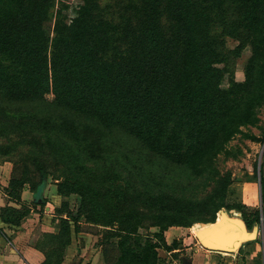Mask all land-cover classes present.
I'll use <instances>...</instances> for the list:
<instances>
[{
  "label": "trees",
  "instance_id": "16d2710c",
  "mask_svg": "<svg viewBox=\"0 0 264 264\" xmlns=\"http://www.w3.org/2000/svg\"><path fill=\"white\" fill-rule=\"evenodd\" d=\"M79 1L67 19L69 1L0 0V163L12 164L0 235L29 214L25 185L43 207L49 177L77 205L55 209L56 231L34 244L40 264H61L81 223L99 228L101 264H161L158 249L176 248L165 241L168 227L212 224L221 212L251 230L261 213L228 200L232 176L215 159L236 135L264 142V128L243 131L259 126L264 109V0ZM112 133L203 178L208 190L199 198L153 192L97 166ZM263 171L264 161V205Z\"/></svg>",
  "mask_w": 264,
  "mask_h": 264
},
{
  "label": "rangeland",
  "instance_id": "374dc122",
  "mask_svg": "<svg viewBox=\"0 0 264 264\" xmlns=\"http://www.w3.org/2000/svg\"><path fill=\"white\" fill-rule=\"evenodd\" d=\"M66 1H69V5L68 8L64 10V13L68 19V17L73 16L72 11L80 1L63 0V2ZM51 23L48 25L50 31L52 28ZM226 43L229 47H233L236 44V42L230 38L226 39ZM248 53V49H245L237 59L235 79L238 81L243 78L242 63L248 56ZM47 98L51 99V95H47ZM12 108L23 109L24 106L15 105ZM259 118L258 127L243 128V131L255 136H260L261 130L264 128V109L259 112ZM103 148V155L96 165L114 167L126 182L128 181L132 184H136L141 188H147L153 192L169 191L193 198L201 197L208 190V186L203 183V178L192 177L190 173L182 168L166 164L157 158L147 155L132 141L118 133H112L107 139H104ZM263 161L264 142H253L241 135H236L228 143L225 153L220 154L215 159V163L220 171H230L231 173L232 183L228 188L227 195L229 201L243 203L242 193H244V198H252L249 202H253V205L245 204L247 208L258 210L259 213L260 210L264 211V205L261 203L260 199L259 187L260 164ZM56 182L57 181L51 177L48 178L46 187L41 195L44 200L43 207L34 206L32 204L33 194L28 190L27 185H25L24 188L26 192L28 191V199L24 202L31 207V210L17 229H5L7 239H4L6 242H11V245L7 247V251L5 250V256H2V259H0V264H17L18 262L13 260L10 261L8 258L9 253H18L17 255L19 257L20 253L24 254L31 247V252L32 254L36 253L37 260L32 257L28 259L27 264H40L43 261V255L35 248L34 244L42 233L56 231L58 218L54 214L55 209L59 207L63 200L68 202L70 209H74L77 205L75 195L62 198L56 194ZM1 188L0 186V191ZM248 189L252 190V192ZM251 194L252 196H250ZM3 198V204L0 206L5 204L4 195ZM230 217L235 220L238 219L235 215ZM263 225L264 213L260 232L257 235V243H261L262 251H264ZM203 226L204 224L194 223L190 227H182L184 229H182L181 235H175L172 239V241L175 240L176 242V248L172 252L177 254V257H175L172 252L158 249L159 257L162 260L161 264H170L173 259L176 260V264H181L178 260L180 253L183 257H191V251L186 252L183 250L185 248L183 242L185 241L186 247L189 245L191 246L192 243H197L195 235ZM12 230H14V233ZM79 230L81 231L76 233L73 232V228L71 229V242L63 252L61 264H101L100 247L97 245L99 240V228L81 223L79 225ZM149 230L154 231L156 229L151 227ZM143 232H145V229ZM247 246L248 245H245L243 247L242 255L245 254L244 248H247ZM110 255L113 256L114 253L110 251ZM260 256L261 258L263 257L264 260V255L260 254ZM260 256L257 258L258 264L261 262ZM239 263L249 264L248 259L244 256H242ZM261 264H264V262H261Z\"/></svg>",
  "mask_w": 264,
  "mask_h": 264
},
{
  "label": "crops",
  "instance_id": "0c3cea01",
  "mask_svg": "<svg viewBox=\"0 0 264 264\" xmlns=\"http://www.w3.org/2000/svg\"><path fill=\"white\" fill-rule=\"evenodd\" d=\"M11 170H12L11 163L3 162L0 164V186L1 187H5L7 185V182L10 178V175H11ZM248 190H250V189H248ZM250 191L252 192V190H250ZM27 193H28V191L26 192L25 188H23V191L21 193V199L23 201L28 199ZM242 194H243V203L246 205H253V202H249V200L252 198H250V199L244 198L245 195H244V193H242ZM250 196H252V194ZM3 201H4L3 193H2V191H0V205L3 204ZM251 207H253V206H251ZM260 213H261V217L263 220L264 211L260 210ZM182 229H184V228L174 227V226L168 227L167 230L164 232V238H165L166 243L170 244L175 235H177V236L181 235ZM12 231L14 233V230H12ZM5 232H6V230H5ZM10 243L11 242H9V241L6 242L5 239L0 235V259H2V256H5L4 252H5V250L7 251V247L11 245ZM183 246H185V248L183 250H185L186 252L187 251L192 252L191 257H185V258H187V261L189 262V264H241V263H239V261H241L242 256H244L245 258L248 259L249 264H258L257 258L260 256V254L264 255V251H262L261 243H257V242L248 244L247 248H244L245 254H243V255L238 253L237 251H235L233 253H229V254L223 253V252H216V251H207V250L202 249L198 245V243H192L191 246L189 245L186 247L185 241L183 242ZM31 248L28 251H26L24 254L20 253L19 257L17 255L18 253L17 254H14V253L10 254L9 253L8 258L10 259V261L13 260L15 262H18L17 264H21V263L27 264L28 259H30L32 257L36 258V260H37V255H36V253L32 254ZM263 250H264V248H263ZM37 254H39V253H37ZM182 256L183 255L180 253L178 260L181 264H183V262L180 259ZM260 258H261V256H260ZM261 262H264L263 257L261 258ZM261 262L259 264H261ZM176 263H177L176 260L173 259L170 264H176Z\"/></svg>",
  "mask_w": 264,
  "mask_h": 264
},
{
  "label": "water",
  "instance_id": "95a60500",
  "mask_svg": "<svg viewBox=\"0 0 264 264\" xmlns=\"http://www.w3.org/2000/svg\"><path fill=\"white\" fill-rule=\"evenodd\" d=\"M262 225V218L247 230L239 219L229 217L225 212L220 213V219L212 224L204 225L196 233L195 238L201 248L207 251L233 253L244 242L257 238ZM183 264H189L187 258H180Z\"/></svg>",
  "mask_w": 264,
  "mask_h": 264
}]
</instances>
